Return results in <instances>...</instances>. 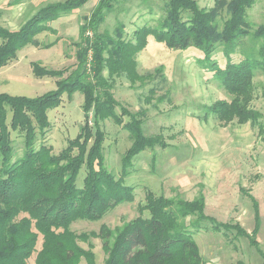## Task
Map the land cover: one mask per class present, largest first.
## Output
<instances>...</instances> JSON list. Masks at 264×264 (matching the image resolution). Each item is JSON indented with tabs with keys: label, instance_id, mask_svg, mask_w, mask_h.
Listing matches in <instances>:
<instances>
[{
	"label": "trees",
	"instance_id": "16d2710c",
	"mask_svg": "<svg viewBox=\"0 0 264 264\" xmlns=\"http://www.w3.org/2000/svg\"><path fill=\"white\" fill-rule=\"evenodd\" d=\"M89 1L50 2L18 29L0 25V68L15 60L26 46L38 45V35L55 32L52 22ZM117 1L99 0L81 27L75 68L48 69L32 63L36 77L57 79L55 90L37 97L0 93V264H29L34 256V264H80L82 259L96 264L93 245L85 249L79 244L89 242L91 236L102 241L107 253L104 264H205L194 238L202 230L246 238L264 259L258 240L259 204L252 195L255 223L251 232L239 222H223L208 215L202 193L187 200L152 190L146 192L145 203L139 204V216L114 230L105 224L91 235L71 229L77 221H99L120 204L133 202L136 188L125 183L133 159L147 149L167 147L161 135L145 133L146 111L131 112L122 107L118 112L113 93L116 75L125 74L131 81L139 78L136 56L146 48L150 36L169 49L195 48L204 55L200 65L212 71L231 96L207 109L220 122L256 125L262 116L251 108L253 80L264 70V23L254 27L248 19V10L256 0H216L211 9L200 7L196 0H165V14L157 25L137 28L133 40L125 39L124 24H118L113 34L99 32ZM21 2L12 0L8 5ZM87 30L92 31L93 39L85 36ZM246 39L257 47L243 51L242 59L234 62L232 55ZM218 51L227 59L224 68L212 58ZM77 92L84 99V124L64 149L54 153L53 146L46 143L51 127L49 112L60 107L64 95L72 98ZM109 118L132 138L121 159L120 177L106 165L107 135L101 123ZM12 132L23 136L24 153L18 159ZM82 169L85 176L79 184Z\"/></svg>",
	"mask_w": 264,
	"mask_h": 264
},
{
	"label": "rangeland",
	"instance_id": "374dc122",
	"mask_svg": "<svg viewBox=\"0 0 264 264\" xmlns=\"http://www.w3.org/2000/svg\"><path fill=\"white\" fill-rule=\"evenodd\" d=\"M12 0H0V25L18 29L41 6L63 0H23L9 6ZM200 7L211 9L216 0H196ZM230 1V0H226ZM99 0H90L84 7L51 23L55 32L37 36L38 45H28L19 51L15 60L0 68V93L37 97L57 88L56 78L36 77L33 62L48 69L75 68L81 50V27L86 24ZM165 0H118L114 10L99 26V32L114 33L118 24L125 26V39L133 40V32L142 26L155 27L165 14ZM226 16V12L222 14ZM248 19L257 27L264 23V0L248 10ZM222 26V21H220ZM91 30L85 36L92 37ZM48 45H51L47 48ZM257 44L246 39L232 55L234 62L242 59L243 51H252ZM91 52L89 55L91 56ZM203 54L195 48L172 50L153 36L145 49L136 56L139 78L131 81L125 74L116 75L113 93L121 108L131 112L146 111L144 130L147 135H161L167 147L147 149L133 159L130 175L125 179L133 185L135 200L125 202L99 221H77L71 229L78 233H99L103 224L110 229L139 216L138 206L145 203L148 190L167 197L179 196L193 200L204 195L206 213L223 222H239L248 232L254 227L255 208L249 195L259 204L261 229L258 240L264 251V70L254 78V98L251 108L261 113L259 123L239 124L236 120L223 123L208 108L231 96L215 78L203 68L199 60ZM224 68L223 52L213 57ZM67 75V74H66ZM65 75V76H66ZM108 76V71H105ZM83 95L63 96L60 107L49 112L51 127L46 143L59 153L75 138L84 124ZM127 121V118H125ZM106 132V165L117 177L122 176L121 159L131 146L128 131L112 119L101 123ZM15 159L23 156L24 141L19 132H12ZM85 176L82 169L79 184ZM147 216V212H145ZM232 234V233H230ZM212 230H202L194 238L205 264H264V259L246 238H234ZM80 246L95 253L96 264H104L107 253L100 238L91 236ZM41 247V239L37 246ZM34 257L29 264H34ZM80 264H87L82 259Z\"/></svg>",
	"mask_w": 264,
	"mask_h": 264
},
{
	"label": "crops",
	"instance_id": "0c3cea01",
	"mask_svg": "<svg viewBox=\"0 0 264 264\" xmlns=\"http://www.w3.org/2000/svg\"><path fill=\"white\" fill-rule=\"evenodd\" d=\"M60 19H62V18H60Z\"/></svg>",
	"mask_w": 264,
	"mask_h": 264
}]
</instances>
